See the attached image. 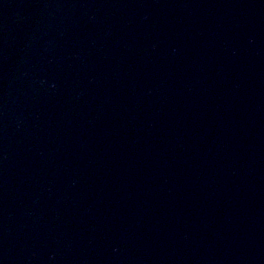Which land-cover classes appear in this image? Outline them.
<instances>
[{
    "label": "water",
    "instance_id": "obj_1",
    "mask_svg": "<svg viewBox=\"0 0 264 264\" xmlns=\"http://www.w3.org/2000/svg\"><path fill=\"white\" fill-rule=\"evenodd\" d=\"M0 264H264V0H0Z\"/></svg>",
    "mask_w": 264,
    "mask_h": 264
}]
</instances>
